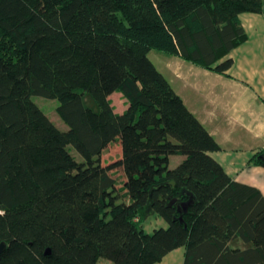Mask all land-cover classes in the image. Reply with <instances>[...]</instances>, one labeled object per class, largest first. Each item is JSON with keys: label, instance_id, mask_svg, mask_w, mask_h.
<instances>
[{"label": "trees", "instance_id": "1", "mask_svg": "<svg viewBox=\"0 0 264 264\" xmlns=\"http://www.w3.org/2000/svg\"><path fill=\"white\" fill-rule=\"evenodd\" d=\"M243 12L264 0H0V264H154L179 247L182 264H264V196L209 154L220 145L148 56L224 72ZM150 215L167 226L146 232Z\"/></svg>", "mask_w": 264, "mask_h": 264}, {"label": "crops", "instance_id": "2", "mask_svg": "<svg viewBox=\"0 0 264 264\" xmlns=\"http://www.w3.org/2000/svg\"><path fill=\"white\" fill-rule=\"evenodd\" d=\"M239 19L247 38L219 60L232 59L224 72L158 50L151 60L220 145L209 154L233 180L264 196V165L253 163L264 149V14L243 12ZM109 99L116 113L128 107L119 91Z\"/></svg>", "mask_w": 264, "mask_h": 264}, {"label": "rangeland", "instance_id": "3", "mask_svg": "<svg viewBox=\"0 0 264 264\" xmlns=\"http://www.w3.org/2000/svg\"><path fill=\"white\" fill-rule=\"evenodd\" d=\"M158 52L155 49H151L148 56L149 58H155V55ZM165 55V54H164ZM31 99L43 110V112L54 122V124L61 130H66L68 126L65 124V122L60 118L58 112H57V106L59 104V101L57 99H51L46 98L44 96L39 95H32ZM68 149L70 153L75 157L77 161H83V158L78 154V152L71 146H68ZM121 156V144L120 140L117 139L113 141L102 153L101 161L104 163H110L114 160H117ZM182 159V155H174L171 156V165L175 167L178 162ZM112 175L114 176L116 180V187L121 188L124 181V175L123 170L121 167L114 168L111 170ZM143 229L150 233L156 228L160 227H166V222L156 216V215H150L148 218L142 223ZM183 253L184 248L179 247L170 253H168L160 262L154 263V264H182L183 263ZM98 264H113L111 261L106 259H100Z\"/></svg>", "mask_w": 264, "mask_h": 264}, {"label": "water", "instance_id": "4", "mask_svg": "<svg viewBox=\"0 0 264 264\" xmlns=\"http://www.w3.org/2000/svg\"><path fill=\"white\" fill-rule=\"evenodd\" d=\"M6 248V243L5 242H1L0 243V254L5 250ZM49 248L46 250V253H49Z\"/></svg>", "mask_w": 264, "mask_h": 264}]
</instances>
